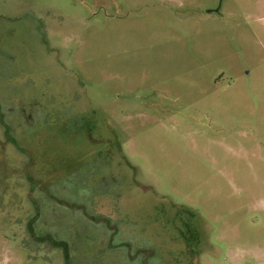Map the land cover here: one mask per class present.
<instances>
[{"label": "rangeland", "instance_id": "rangeland-1", "mask_svg": "<svg viewBox=\"0 0 264 264\" xmlns=\"http://www.w3.org/2000/svg\"><path fill=\"white\" fill-rule=\"evenodd\" d=\"M0 264H264V0H0Z\"/></svg>", "mask_w": 264, "mask_h": 264}, {"label": "trees", "instance_id": "trees-1", "mask_svg": "<svg viewBox=\"0 0 264 264\" xmlns=\"http://www.w3.org/2000/svg\"><path fill=\"white\" fill-rule=\"evenodd\" d=\"M58 246H63L64 248H65V256H66V258L68 259L69 257H68V254H69V247H68V245L67 244H64V243H58L57 244ZM66 259V260H67ZM69 260V259H68Z\"/></svg>", "mask_w": 264, "mask_h": 264}]
</instances>
